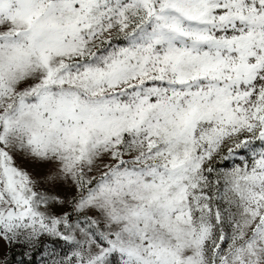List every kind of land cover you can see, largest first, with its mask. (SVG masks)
Listing matches in <instances>:
<instances>
[{
  "label": "snow or ice",
  "instance_id": "obj_1",
  "mask_svg": "<svg viewBox=\"0 0 264 264\" xmlns=\"http://www.w3.org/2000/svg\"><path fill=\"white\" fill-rule=\"evenodd\" d=\"M0 264H264V0H0Z\"/></svg>",
  "mask_w": 264,
  "mask_h": 264
}]
</instances>
